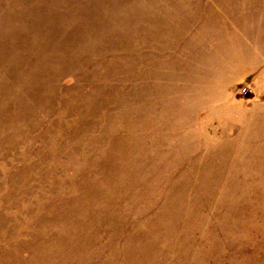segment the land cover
<instances>
[{
  "label": "rangeland",
  "instance_id": "1",
  "mask_svg": "<svg viewBox=\"0 0 264 264\" xmlns=\"http://www.w3.org/2000/svg\"><path fill=\"white\" fill-rule=\"evenodd\" d=\"M0 264H264V0H0Z\"/></svg>",
  "mask_w": 264,
  "mask_h": 264
}]
</instances>
